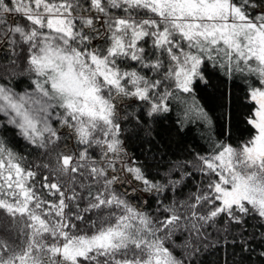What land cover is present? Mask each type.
Returning <instances> with one entry per match:
<instances>
[{
  "label": "snow or ice",
  "instance_id": "6c2138e0",
  "mask_svg": "<svg viewBox=\"0 0 264 264\" xmlns=\"http://www.w3.org/2000/svg\"><path fill=\"white\" fill-rule=\"evenodd\" d=\"M213 74L243 81L238 135L230 90L222 125L199 95ZM128 108L207 146L152 171L126 158ZM217 247L264 264V0H0V264Z\"/></svg>",
  "mask_w": 264,
  "mask_h": 264
},
{
  "label": "trees",
  "instance_id": "16d2710c",
  "mask_svg": "<svg viewBox=\"0 0 264 264\" xmlns=\"http://www.w3.org/2000/svg\"><path fill=\"white\" fill-rule=\"evenodd\" d=\"M22 79L26 80V78ZM15 83L13 81L14 86ZM23 87H27V84L25 83ZM224 88L231 92L233 131L238 135L244 127L239 119L242 97L245 94L243 81L237 78L233 82L219 74H213L207 89L200 91L199 95L203 98L202 102L215 109L213 115L218 118V124L222 125L224 124V110L217 107L212 97L217 94L218 89L223 91ZM127 111L132 113V116L124 123L125 148L132 160L145 164L152 171H155L157 166L163 170L169 167L170 163L191 160L194 152H201L207 146L205 141L200 139L199 132H188L187 129L178 131L177 125L173 123L174 113L168 119L161 118L158 122L138 126L134 119L139 114L138 110L128 108ZM17 150L24 152L25 142L20 141ZM32 158L34 157H30ZM231 251V249L225 250L221 247L209 249L199 257L198 264H225V261L228 264H234L239 261L240 257L238 252L235 256L231 255Z\"/></svg>",
  "mask_w": 264,
  "mask_h": 264
},
{
  "label": "rangeland",
  "instance_id": "374dc122",
  "mask_svg": "<svg viewBox=\"0 0 264 264\" xmlns=\"http://www.w3.org/2000/svg\"><path fill=\"white\" fill-rule=\"evenodd\" d=\"M126 149V148H125ZM126 152H127V150H126ZM126 158H128V159H131V156L129 155V153L127 152V157Z\"/></svg>",
  "mask_w": 264,
  "mask_h": 264
}]
</instances>
